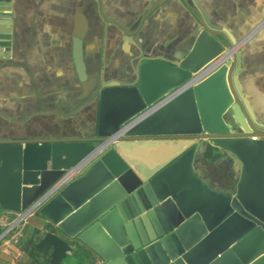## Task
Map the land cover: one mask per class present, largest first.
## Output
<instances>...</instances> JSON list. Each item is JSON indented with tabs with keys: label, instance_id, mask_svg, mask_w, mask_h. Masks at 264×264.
Masks as SVG:
<instances>
[{
	"label": "water",
	"instance_id": "95a60500",
	"mask_svg": "<svg viewBox=\"0 0 264 264\" xmlns=\"http://www.w3.org/2000/svg\"><path fill=\"white\" fill-rule=\"evenodd\" d=\"M11 10V0H0V56H10ZM251 33L236 39L199 13L198 35L179 62L141 58L134 80L96 81L84 101L97 102L93 133L0 138V210H25L87 161L38 209L48 227L34 238L39 264H63L73 245L105 264H264V123L243 95L236 51ZM208 146L212 161L226 154L235 162L233 192L195 170ZM0 258L11 260L4 251Z\"/></svg>",
	"mask_w": 264,
	"mask_h": 264
},
{
	"label": "crops",
	"instance_id": "0c3cea01",
	"mask_svg": "<svg viewBox=\"0 0 264 264\" xmlns=\"http://www.w3.org/2000/svg\"><path fill=\"white\" fill-rule=\"evenodd\" d=\"M11 2L10 56H0V138L93 133L97 102L84 101L96 81L134 80L141 58L179 62L198 35L199 13L236 39L252 32L236 47L238 78L256 120L264 123V0ZM194 167L213 188L235 190L239 171L231 156L212 161L201 149ZM45 224L37 213L20 235L7 236L0 253L6 249L11 260L0 258V264L27 262L22 241L47 232Z\"/></svg>",
	"mask_w": 264,
	"mask_h": 264
},
{
	"label": "built area",
	"instance_id": "2783aa9c",
	"mask_svg": "<svg viewBox=\"0 0 264 264\" xmlns=\"http://www.w3.org/2000/svg\"><path fill=\"white\" fill-rule=\"evenodd\" d=\"M221 59H218L214 65L209 67L204 73L203 77L213 72L218 66ZM125 130L118 132L117 134L103 140L100 146V150H104L110 147L112 144L118 142L125 136ZM87 161H83L74 167L64 170L60 178L53 183L37 200H35L28 208L20 212L4 211L0 212V226L2 231L0 232V245L2 241H6V237L13 234L12 237L20 235L25 226L29 223L30 218L38 213V209L47 202L54 194H56L62 187H64L69 181H71L86 165ZM17 241V238H15ZM3 251H6L4 249ZM94 264H105V262L97 255L93 258Z\"/></svg>",
	"mask_w": 264,
	"mask_h": 264
},
{
	"label": "trees",
	"instance_id": "16d2710c",
	"mask_svg": "<svg viewBox=\"0 0 264 264\" xmlns=\"http://www.w3.org/2000/svg\"><path fill=\"white\" fill-rule=\"evenodd\" d=\"M215 152V149H213L211 146H208L204 151V156L207 159L211 160ZM35 233H38V230H35ZM22 242L26 243L24 251L29 260L27 262H19V264H39L35 259V257L39 255V253L34 248L33 238L31 237L29 239H25V242ZM93 258L94 255L88 249L79 245L72 251V253L68 256L63 264H94Z\"/></svg>",
	"mask_w": 264,
	"mask_h": 264
},
{
	"label": "flooded vegetation",
	"instance_id": "af4514ba",
	"mask_svg": "<svg viewBox=\"0 0 264 264\" xmlns=\"http://www.w3.org/2000/svg\"><path fill=\"white\" fill-rule=\"evenodd\" d=\"M260 130L264 132V128L263 129H260Z\"/></svg>",
	"mask_w": 264,
	"mask_h": 264
}]
</instances>
